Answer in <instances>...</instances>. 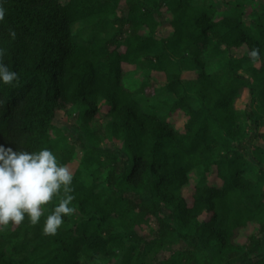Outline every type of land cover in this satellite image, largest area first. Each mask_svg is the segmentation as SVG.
I'll list each match as a JSON object with an SVG mask.
<instances>
[{
	"label": "trees",
	"instance_id": "1",
	"mask_svg": "<svg viewBox=\"0 0 264 264\" xmlns=\"http://www.w3.org/2000/svg\"><path fill=\"white\" fill-rule=\"evenodd\" d=\"M256 1L0 0V49L20 77L0 81V145L47 148L68 166L79 158L75 213L55 236L43 234L55 205L43 206L38 225L26 218L0 233V264H264V10L248 11ZM129 65L145 77L134 90ZM180 111L183 131L169 122ZM62 112L76 138L59 131Z\"/></svg>",
	"mask_w": 264,
	"mask_h": 264
},
{
	"label": "clouds",
	"instance_id": "2",
	"mask_svg": "<svg viewBox=\"0 0 264 264\" xmlns=\"http://www.w3.org/2000/svg\"><path fill=\"white\" fill-rule=\"evenodd\" d=\"M6 9L0 3V22L5 21ZM14 39L16 32L9 29ZM5 49H0V81L5 85L19 84V74L10 70L5 63ZM253 64L259 59V49L249 53ZM73 173L68 165L61 164L56 155L44 148L38 152L16 151L0 145V228L17 227L27 218L31 225L40 223L46 208L55 205L44 220L43 234L55 236L64 223L65 216H71L75 196ZM58 201V203H57Z\"/></svg>",
	"mask_w": 264,
	"mask_h": 264
},
{
	"label": "rangeland",
	"instance_id": "3",
	"mask_svg": "<svg viewBox=\"0 0 264 264\" xmlns=\"http://www.w3.org/2000/svg\"><path fill=\"white\" fill-rule=\"evenodd\" d=\"M68 0H61L62 3L66 4ZM263 2L260 1H256L253 4H251L249 6V12L253 13V12H257L262 14L263 13ZM222 13L224 11H226V9L223 7L221 9ZM225 13V12H224ZM226 14V13H225ZM264 14V13H263ZM164 29H166L167 32H170V28L169 27H164ZM123 50H125V48H123ZM207 64H208V69L211 70L212 69V63L210 62L211 59L206 58ZM257 65H259V63H257ZM124 82L126 84V86L131 89H137L140 85V83L142 81H144L145 77L142 76L141 72H140V68L138 66H124ZM185 77L188 78H196V75H185ZM156 79L160 82L162 79V76H156ZM161 87V82L157 85H154L152 87H150L147 91H146V95L145 97L149 98L151 101L152 98L154 97V95L157 94V90L158 88ZM249 100V94L247 92L244 93L243 97L240 99V101L238 102V108H243L244 105L247 103V101ZM155 111L156 112H160V110H162V103L160 102H155ZM68 111H71V108L68 109ZM165 113V111H162ZM109 113V108L107 106H103L100 114L97 117V122L98 125L96 127L97 131H101L105 129V125L107 123V115ZM187 117L186 114L184 112H177L175 113L173 116H171L169 118V122L172 124V126H174L175 128L183 131L185 129V123H186ZM74 119L66 112H62L58 114V117L56 119V124L57 127L59 129V131H64V134L66 136L67 139H70L71 137H77L78 133H77V129L74 128ZM262 132H264V129L262 130ZM113 141L110 140L109 143H112ZM261 144L264 145V142H260ZM79 152V151H78ZM79 167V158L77 159L76 162H74L73 164H71L69 166V168L71 169L72 173H74L76 171V169ZM199 182V178L198 177H193L192 179V183L191 185H189L185 190L184 193L186 195V197L190 200L192 197V194L194 192V188L195 185ZM209 182L212 185H216V186H220L221 182L220 180L216 177V176H212L211 178H209ZM13 228V226H8L5 228H0V233L1 234H6L7 232L11 231ZM9 257L12 258L13 256V250L10 249L9 250Z\"/></svg>",
	"mask_w": 264,
	"mask_h": 264
}]
</instances>
